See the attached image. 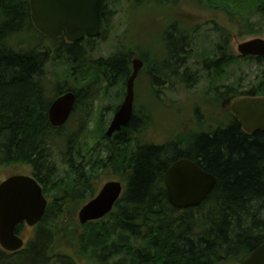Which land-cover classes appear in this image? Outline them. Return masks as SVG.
<instances>
[{
  "label": "trees",
  "instance_id": "obj_1",
  "mask_svg": "<svg viewBox=\"0 0 264 264\" xmlns=\"http://www.w3.org/2000/svg\"><path fill=\"white\" fill-rule=\"evenodd\" d=\"M204 1L229 6V12L242 19L243 30L264 34V0ZM250 16L257 18L255 23ZM218 32L221 56L203 59L209 73H221L218 70L233 61V54L225 52L230 34ZM97 38L69 42L65 36L49 37L35 26L30 0H0V166L30 165L31 175L53 199L26 247L9 252L0 246V264H80L78 256L94 264H238L264 242V131L247 133L231 113L225 126L191 138L146 144L139 135L150 117L136 113L112 137L100 130L97 155L86 156L78 143L79 130L75 135L67 132L72 117L66 125H52L51 103L74 91L78 109L84 99H96L89 93L91 84L102 80L126 85L133 57H143L121 47L109 57L96 58ZM191 41V36L177 34L166 44L167 56L150 60L147 72L153 84L162 86L161 77L176 78L188 87L200 80L185 59ZM248 58L264 66V56ZM51 63L64 64L67 74L84 87L76 91L63 83L51 85ZM243 94L264 96V85ZM60 141L68 149L63 152V169L53 152ZM180 158L197 162L217 178L198 207L179 209L168 200L164 175ZM108 170L124 180V192L105 217L81 224L75 213H66V205L71 208L70 200L77 196L82 202L90 194L92 198L89 181ZM61 243H69L73 254Z\"/></svg>",
  "mask_w": 264,
  "mask_h": 264
},
{
  "label": "rangeland",
  "instance_id": "obj_2",
  "mask_svg": "<svg viewBox=\"0 0 264 264\" xmlns=\"http://www.w3.org/2000/svg\"><path fill=\"white\" fill-rule=\"evenodd\" d=\"M226 7L229 6L214 5L204 0H181L177 3L109 0L104 33L101 38H97L94 56L109 57L121 47L136 54H143V57L138 55L133 57V59L136 57L144 59L145 62V67L141 68L135 82L136 113L139 115L145 113L150 117L148 125L143 127L144 131L142 130L139 135L143 143L164 144L178 138H187V135L191 138L194 134L210 131L220 125L225 126L232 113V101L248 96L243 93L260 84L264 85V66L242 56L238 51V46L242 42L255 37L264 38V34L247 33L243 30L242 19L239 20L238 13L231 14ZM256 20V17L250 16V22L255 23ZM218 29L230 34L231 40L229 45H225L227 47L225 52L233 54V61L218 70L221 73L216 71L209 73L203 68V59L221 54L219 46L222 40ZM181 33L192 37L191 47L186 49L187 54H185V56L189 55V58L185 59L189 63L191 73H195L192 76L200 77V80L188 87L176 78L161 77L162 83L165 82L162 86L153 84L148 77L147 67L152 59H163L167 56L166 44L173 42L176 35ZM66 69L64 64L49 65L51 85L63 83L76 91L82 89L84 82L67 74ZM229 89L228 94L224 96L219 94L227 93ZM90 90L94 95L96 94V99H84L85 101L71 116V120L67 125L65 124L68 133L75 135L74 133L79 130L78 143L82 145L86 156L90 153L97 155L98 143L102 141L99 132L103 129L106 135L116 111L125 99L127 81L125 85L109 84L101 80L91 84L89 93ZM235 95L238 97L234 98ZM65 148L66 146L61 142L53 149L54 160L62 169ZM67 150L65 149L66 152ZM13 174L31 175V166L26 163L0 166V182ZM110 180L124 182L121 177L108 170L92 177L88 185L95 194ZM77 197L70 200L73 202L71 208L66 205V213H75L79 221V211L91 194L83 198L86 202H82V198ZM48 199L53 200L52 197ZM34 233L35 227L24 224L20 235L26 241L25 247ZM64 246L62 244V248L67 253L74 251L69 248V243L67 247ZM78 261L80 264H94L81 256H78Z\"/></svg>",
  "mask_w": 264,
  "mask_h": 264
},
{
  "label": "water",
  "instance_id": "obj_3",
  "mask_svg": "<svg viewBox=\"0 0 264 264\" xmlns=\"http://www.w3.org/2000/svg\"><path fill=\"white\" fill-rule=\"evenodd\" d=\"M109 0H30L31 16L37 29L49 37L65 36L69 42L85 37L97 38L103 29V14ZM242 56H264V38L255 37L238 46ZM133 70L127 80L126 96L116 111L106 135L112 137L131 121L135 105V82L143 60L133 59ZM77 95L67 91L50 105L49 119L53 126L67 123L75 108ZM231 112L247 133L264 131V96L234 99ZM164 182L170 204L179 209L200 206L215 188L216 176L189 158L174 161L166 170ZM125 186L120 180L106 182L95 197L82 206L81 224L109 214L122 196ZM48 199L41 183L27 174H13L0 182V246L9 252L20 251L25 240L18 226H36L44 217ZM238 264H264V242Z\"/></svg>",
  "mask_w": 264,
  "mask_h": 264
},
{
  "label": "flooded vegetation",
  "instance_id": "obj_4",
  "mask_svg": "<svg viewBox=\"0 0 264 264\" xmlns=\"http://www.w3.org/2000/svg\"><path fill=\"white\" fill-rule=\"evenodd\" d=\"M108 5H109V3H108ZM108 5L106 6V8H105V10H104V14H103V29H102V34L104 33V26H105V24H106V21H107V16H108ZM101 34V35H102ZM100 37V36H99ZM85 38H90V37H85ZM245 57H248V56H245ZM145 65V62L143 61V67H142V69H144V66ZM148 77L150 78V76H149V74H148ZM135 95H136V93H135ZM258 96H263V95H258ZM75 110H76V108H74V110H73V112H72V114H71V116L75 113ZM136 114V109H135V105H134V113H133V116ZM145 114V113H144ZM146 115V114H145ZM111 181V180H110ZM42 185V184H41ZM43 187V186H42ZM101 190V189H100ZM43 192H44V189H43ZM45 194V193H44ZM46 195V194H45ZM97 195V193H95L94 195H93V197H95ZM46 197L48 198V196L46 195ZM92 197V198H93ZM92 198H90V200L92 199ZM88 202V201H87ZM86 204V203H85Z\"/></svg>",
  "mask_w": 264,
  "mask_h": 264
}]
</instances>
